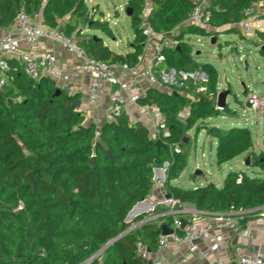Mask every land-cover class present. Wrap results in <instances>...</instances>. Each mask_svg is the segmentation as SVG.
I'll list each match as a JSON object with an SVG mask.
<instances>
[{"label":"trees","instance_id":"trees-1","mask_svg":"<svg viewBox=\"0 0 264 264\" xmlns=\"http://www.w3.org/2000/svg\"><path fill=\"white\" fill-rule=\"evenodd\" d=\"M193 1L152 0L151 26L158 32L180 26L193 9ZM143 2L127 3L134 32L132 52L118 55L100 40L81 39L78 44L87 56L107 64H134L143 43L138 29ZM260 2L264 0H210L211 28L239 32L236 25L246 18L245 10ZM40 11L43 24L59 27L69 36L87 21L92 29L112 35L107 22L90 18L83 0H0V28L21 13L32 17ZM65 18L69 21L60 27L59 20ZM77 31L80 37V27ZM187 33L203 36L209 32L181 27L177 40ZM185 47L180 42L166 51V60L177 70L202 69L208 76L206 92L188 88V96L183 97L149 89L139 101L142 106L155 104L163 114L170 135L163 140L166 148L159 150L148 129L139 122L128 123L124 116L103 123L96 138L95 125L86 123L72 108L77 95L54 97L53 81L34 83L14 69L8 86L0 91V264H84L111 242L90 264H145L136 254V243L141 242L151 253L156 251L159 229L155 223L120 235L130 226L125 222L129 211L148 197L154 185L153 169L165 162L166 194L180 204L190 202L207 213H264V175L249 177L231 171L220 187L207 184L191 190L171 184L190 155L185 132L195 123L219 116L210 100L216 95L218 75L211 65L196 63ZM184 108L189 110L185 123L178 117ZM223 111L232 114L227 104ZM204 129L217 141V166L249 154L251 167L264 172V154L252 152L247 129L207 125ZM173 145L179 147L178 154H170ZM164 209L160 204L154 207L155 212Z\"/></svg>","mask_w":264,"mask_h":264},{"label":"built area","instance_id":"built-area-1","mask_svg":"<svg viewBox=\"0 0 264 264\" xmlns=\"http://www.w3.org/2000/svg\"><path fill=\"white\" fill-rule=\"evenodd\" d=\"M83 1L85 2V0ZM127 3L128 0L126 5L121 6V11L126 12ZM193 3V9L180 26H176L170 31L158 32L149 21L152 0H144L138 14V29L143 37V43L134 64H107L92 59L87 56L75 37L67 35L59 27H49L38 23L36 21L37 14L28 17L21 13L17 17V33L7 32L0 36V91L8 86L14 69H19L27 79L34 83L41 79H49L54 82L56 89L68 96L76 95L77 80L82 76H87L89 82L85 99L83 104L79 103V108L76 111L86 123L95 125V137L97 138L103 120L93 118L91 112L98 107V99L105 94L108 95L109 101L105 116L115 122L122 116L126 106H140L139 101L145 96V88L168 93V88L181 91L187 88L196 89L202 84L206 86L208 81L206 74L199 75L171 68L167 65L165 56L166 51L177 48L180 42L184 43L185 35L181 40H177L181 27H196L206 32L213 30L210 26L212 14L210 0H194ZM255 6L256 3H252L245 10L246 18L238 23L240 32L246 38L263 32L261 22L250 19ZM94 11L95 9H93ZM100 20L105 21L104 18ZM41 41L57 46L75 60L76 64L74 62L63 64L53 52L38 53L34 47ZM187 83L188 85H186ZM246 103L249 104L248 109L258 113L264 110V95L248 96L245 105ZM141 109L143 115L153 122L152 137L154 142L161 141L163 143V140L169 137L170 132L165 125L161 110L155 104L141 106ZM256 115L255 119H257ZM259 148V152L252 151L257 156L264 154V143ZM169 150L171 155L180 152L177 145L170 146ZM167 167L168 163L165 162L162 169L154 168L153 177L161 172L162 181H164ZM158 204L165 209L155 212V205H151L146 212L131 220L130 226L126 230V233H129L151 223H155L159 229L157 249L154 253L147 252L141 242L136 243V254L143 259L145 264L148 262L166 264L162 253L170 246L184 247L189 253L197 251L205 264H264V251L261 250L252 255H237L226 259L214 256L219 250L217 242H213L203 250L197 248L201 241L211 237L215 229L233 233L240 231V224L247 215H254L262 223V230H264V213H257L260 210H230L225 213L192 211L184 209L183 204L172 197L169 199L163 197ZM181 219L185 221L183 228ZM162 225H166L172 230V234L162 235ZM179 263L189 264L188 257L183 256Z\"/></svg>","mask_w":264,"mask_h":264},{"label":"rangeland","instance_id":"rangeland-1","mask_svg":"<svg viewBox=\"0 0 264 264\" xmlns=\"http://www.w3.org/2000/svg\"><path fill=\"white\" fill-rule=\"evenodd\" d=\"M126 1L85 0L84 4L90 18L92 20L104 18L111 28L112 35L108 36L101 30L92 29L87 21L79 26L80 31L83 30L82 37L100 40L104 46L115 52L130 48L134 32L130 24V17L121 11V6L126 5ZM93 9H95L94 12ZM59 24L63 23L60 21ZM222 29H214L213 31L217 33L215 36L211 35L213 31H210L203 36L187 33L184 37L187 41L186 43L184 40L186 43L185 52L191 55L196 63H207L214 68L218 75L217 86L219 88L216 89V95L210 97L214 109L219 111V116L195 123L185 132L186 138L189 139L190 155L184 170L171 184L186 190L207 184L221 185L218 178H224L230 171H238L249 177L254 174L264 175V172L259 168L251 167L253 159L249 154L240 155L220 167L217 166L215 153L217 141L207 135V131L204 129V125L216 126L222 130L231 127L245 128L250 132L253 150L256 152L260 151L259 146L264 143V110L255 113L252 109L245 107L248 96L264 95V34L257 36L259 40L255 41L257 39L255 35L246 38L241 32H223ZM211 38L216 39L214 45L210 44ZM167 65L173 68L168 61ZM193 72L199 75L205 74L200 68ZM167 91L168 94L176 92V94L184 96L188 88L181 91L168 88ZM194 91L206 92V86L202 84ZM225 91L228 92L226 104L232 114L221 109L218 110L216 107L217 95ZM188 113L189 110L186 109L184 114L186 116L181 122H186ZM255 115L257 119H255ZM246 159H249L247 166L245 165ZM162 166L163 164L159 168L162 169ZM196 171H200L201 174L195 175ZM254 218V215H247L240 224V229H243L245 224Z\"/></svg>","mask_w":264,"mask_h":264},{"label":"crops","instance_id":"crops-1","mask_svg":"<svg viewBox=\"0 0 264 264\" xmlns=\"http://www.w3.org/2000/svg\"><path fill=\"white\" fill-rule=\"evenodd\" d=\"M36 14L38 15L36 18V21L40 24H43L42 17H41V14H42L41 11ZM250 19L258 20L259 22H261V25L263 26V32H260V34L257 33L255 35L257 38L255 41H258L259 38L257 36H262V34H264V2H260L256 4V6L253 9V14L250 17ZM60 21L61 23H63L61 25L59 24L60 27H62L69 21V19L65 18V19L59 20V22ZM43 25L47 26L45 24ZM79 26L80 25H78L77 27L78 30H79ZM236 26L240 33L238 24ZM77 29H76V32L74 31V33L71 35L72 37H75L77 41L81 39H88V38L82 37L83 30L81 31V35H80L81 37H78V35H76V33L78 32ZM222 30L224 32V29ZM7 32H10L13 34L17 33V19L13 23L9 24L8 26L0 28V36H2L3 34ZM34 50H37L38 53L53 52L58 56L59 60L65 65L70 62H74V64H76V61L73 60L69 55L61 51L57 46L51 45L47 42H44V41L39 42L36 45V47H34ZM113 52L118 55L126 56L130 52H132V43L130 45V48H128L127 50H121L117 52L113 51ZM88 82H89V78L87 76H82L76 82L77 89H78L76 93L77 102L81 104H83L84 99H85ZM217 89H219L218 86H217ZM148 90L149 89L145 88V96ZM186 96H188L187 92L185 93L183 97H186ZM141 106L142 105L126 106L124 108L122 116H124L126 120L128 121V123L130 124H133L135 122L141 123L146 129H148V131L152 135L153 122L149 118L143 115ZM108 107H109L108 95L105 94L98 99V107L92 110L91 112L92 117L102 119L104 123L114 122L109 117L105 116V112L108 109ZM186 109L187 108H184L181 112H179L178 117L180 121L185 118L186 115L184 114H185ZM156 168H159V167H156ZM226 175L222 179L218 178V181L221 184L223 183ZM162 180L163 178L161 176V172H158V174L153 177L154 185L148 197L145 199L146 203L141 207V209L147 210L150 208L151 205L158 204L161 201V199L165 197L166 190H165L164 181ZM220 186L221 185H217V187H220ZM213 242H217L219 245V250L216 253V255H214L219 258L229 259L237 255H244V254L252 255L259 250L264 251V230H262V223L258 221L255 217L254 219L248 221L245 224L244 228L238 232L233 233V232L223 231L220 229H215L211 237L207 240L201 241L197 245V248L199 250L206 249ZM162 256L166 264H180L179 263L180 258H182L183 256L188 257L189 264H205V261L201 259L197 251L193 253H189V251H187L184 247L174 248L170 246L168 249L163 251Z\"/></svg>","mask_w":264,"mask_h":264},{"label":"water","instance_id":"water-1","mask_svg":"<svg viewBox=\"0 0 264 264\" xmlns=\"http://www.w3.org/2000/svg\"><path fill=\"white\" fill-rule=\"evenodd\" d=\"M125 14L127 15V17H130L131 16V9L127 8L126 9V12ZM216 42V39L215 38H211L210 40V44L211 45H214ZM264 50V48H263ZM61 94V91L56 89L55 92H54V97H57ZM228 95V92L225 91V92H220L218 95H217V102H216V107L223 110L226 106V97ZM247 108H249V104L246 103L245 105ZM72 108L73 109H78L79 108V102H75L73 105H72ZM155 147L157 150H159L160 148H163L165 149L166 146L161 142V141H157L155 142ZM107 155L111 161V163H113V157L111 155L110 152H107ZM94 159L95 157L92 156L91 157V163H94ZM263 163H264V160L262 159L261 160ZM249 163V159H246V162H245V165L247 166ZM200 171H196L195 175H200ZM161 176H162V173H161ZM28 177L31 179V176L28 175ZM32 184H33V187H34V181L31 180ZM170 198V195L166 194L165 195V199H169ZM146 203V200H143L141 202H138L136 205L133 206V208L129 211V213L127 214L126 216V219H125V222L128 223L130 222L131 220H133L136 216H139L141 214H143L144 212H146V210L144 209H139L137 210L138 208H140L141 205H144ZM137 208V209H136ZM183 208L186 209V210H192V211H197V207L195 204L193 203H190V202H186L183 204ZM136 209V211H135ZM185 226V221L184 219H181V227L183 228ZM127 231H125L123 234H121L120 236L124 235ZM161 232H162V235L164 236H168V235H171L172 234V230H170L166 225H162L161 226ZM112 243V242H111ZM111 243H108L102 250H100L97 254H95L91 259H89V261L87 262L88 264H90L98 255H100L104 250H106L108 248L109 245H111ZM147 252H150L149 249H147ZM148 264H151L150 262H148Z\"/></svg>","mask_w":264,"mask_h":264},{"label":"bare ground","instance_id":"bare-ground-1","mask_svg":"<svg viewBox=\"0 0 264 264\" xmlns=\"http://www.w3.org/2000/svg\"><path fill=\"white\" fill-rule=\"evenodd\" d=\"M142 206H143V205H141L140 208H138V209L136 208V209L139 210V209H141ZM136 209H135V211H136Z\"/></svg>","mask_w":264,"mask_h":264}]
</instances>
